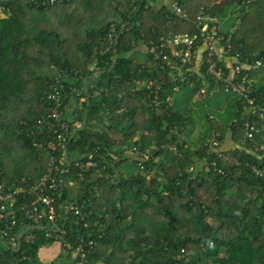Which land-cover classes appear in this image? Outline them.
<instances>
[{
    "label": "trees",
    "instance_id": "obj_1",
    "mask_svg": "<svg viewBox=\"0 0 264 264\" xmlns=\"http://www.w3.org/2000/svg\"><path fill=\"white\" fill-rule=\"evenodd\" d=\"M149 1L101 0L99 6L65 0L35 7L27 0H0V183L11 189L22 180L37 183L51 156L68 170L56 173L63 180L52 191L56 224L26 219L33 194L21 193L7 204L11 214L0 219V264H47L39 250L54 242L76 263L65 242L75 246L80 239L96 242L85 264H264V178L251 170L264 160L238 151L242 164L233 166L208 147L212 133L222 140L225 127L241 136L234 119L243 98H234L230 116L216 120L212 109L231 107L221 86L223 94L204 105L203 80L195 87L181 83L171 69L157 68L148 52L144 61L135 55L140 43L149 47L180 32L199 34L196 17L204 11L216 18L211 25L224 44L264 63V0H181L188 18L167 6L156 9L154 0L146 7ZM113 22L117 39L108 48ZM150 81L154 87L147 89ZM259 84L264 87V79L254 87ZM61 85L63 105L74 107L71 114L62 110L68 139L56 149L38 147L34 143L47 131L38 120L51 103L49 93ZM167 96L172 105L158 102ZM86 115L79 129L76 122ZM194 155L215 161L223 173L213 166L192 171ZM89 160L96 166L75 165ZM71 204L83 221L75 223L73 208L67 211ZM55 225L66 233L57 235ZM21 232L19 247H12L10 240Z\"/></svg>",
    "mask_w": 264,
    "mask_h": 264
},
{
    "label": "built area",
    "instance_id": "obj_2",
    "mask_svg": "<svg viewBox=\"0 0 264 264\" xmlns=\"http://www.w3.org/2000/svg\"><path fill=\"white\" fill-rule=\"evenodd\" d=\"M63 1L65 0H27L29 4L35 7L49 6ZM154 1L153 5H158V8L159 6L168 5L167 7L173 14L188 18L187 12L180 4L181 0ZM134 2L132 1V5ZM149 2L146 7L152 4L151 0ZM119 9L122 11L123 7L121 6ZM196 21L200 30L199 34L180 32L167 38L162 37L158 43L152 42L147 47V52L153 56L157 68L161 70L171 69L181 83L189 81L190 85L195 87L201 80L210 83L213 81L217 86H221L226 93L232 94L236 98H243V109L240 118L234 119V122L240 121L239 128L242 132L235 147L228 151L221 150L220 136L215 133L211 141V151L222 157L226 164L233 166L242 164L239 155L235 154L238 151L244 154L256 153L261 160H264V137L262 140L257 138L259 134L264 135V87H261L260 84L258 87H254V84L260 83L255 80L254 75L257 69H264L263 59L258 58L256 55L246 56L239 49L233 50L231 44H224L222 42L224 37L217 35L214 25H211L212 22L216 21V18L210 17L204 11L198 14ZM232 31L230 30V33ZM107 37L108 48H111L116 44L117 39L115 22L111 24ZM227 57L232 59L229 64L225 61ZM195 75L198 77L192 81ZM154 84L153 81H150L146 84V88H153ZM63 88L64 86L61 85L60 88H55L49 93L51 103L46 108L43 118L38 120L39 127L46 126L47 131L41 141L34 143L38 147L48 146L51 149H56L68 139L70 124L62 111L66 107L63 105L62 99L61 91ZM178 88V86H175L174 90H178ZM158 90L159 87H156L153 94L158 95ZM206 90V86L200 89L201 93H206ZM73 92L76 96H80L81 100H84L81 90L74 89ZM157 100L159 103H172L171 96H167L165 100L159 97ZM65 158L67 157L65 156ZM55 161L56 158L51 156L46 172L37 183L22 180L14 189L8 188L3 182L0 183V219L11 214L7 209V204L12 206L18 195L27 192L33 194L34 197L29 208L25 210L26 219L35 222L46 220L56 224L60 215L52 191L63 183V180L58 178L56 173L58 171L67 173L68 170L67 168L59 169ZM140 164L142 163L139 162ZM75 165L80 166L82 170H87L95 167L96 163L90 160L86 162L78 161ZM204 166L206 169L213 166L217 173H223V169L217 168L215 161L206 163L204 161ZM190 169L193 170V168ZM251 170L255 175L264 178V161L262 165H251ZM70 208H73V215L76 218L75 223L84 220L85 217L78 206L71 204ZM14 224L15 220L12 216L11 225ZM87 224L85 223L84 226H87ZM55 232L57 235L66 233L65 229L57 225H55ZM3 234L6 235L7 233L4 231ZM19 237L10 240L12 247L18 248L19 241L17 240ZM95 244L96 242L93 239L88 241L80 239L75 246L66 241L65 247L72 250L74 256L79 258L75 264H85L87 255ZM181 257L185 258L184 250H182Z\"/></svg>",
    "mask_w": 264,
    "mask_h": 264
},
{
    "label": "crops",
    "instance_id": "obj_3",
    "mask_svg": "<svg viewBox=\"0 0 264 264\" xmlns=\"http://www.w3.org/2000/svg\"><path fill=\"white\" fill-rule=\"evenodd\" d=\"M156 7V9H160L161 7L159 6L158 8V5H154ZM164 6V5H163ZM166 6V5H165ZM168 6V5H167ZM4 9L3 6H1L0 8V12L1 14H4L2 12V10ZM169 9V8H168ZM8 10L9 12V9H6ZM219 27L221 28H224L223 27V22L222 24L220 23ZM136 52H135V55L137 58L138 55H146L147 54V47L140 43L136 48H135ZM140 61H144V59H140ZM225 61L229 64L232 59H229L228 57L225 59ZM206 86L207 90H206V93L205 94V98L201 100V102H204V105H206L207 103V100L208 99H211V98H214L217 94L218 96L220 95L221 91H220V88L219 86H216L214 85L213 83H210L209 81L208 82H205V80L202 82L201 84V87H204ZM230 105L231 107H229L230 110H227V113H226V116H230L229 115V112H232L233 111V107H234V103H233V100L234 98H236L235 96H233L232 94H230ZM173 101L174 99L172 98V103L171 105L173 104ZM218 100H216L217 102ZM224 106V105H223ZM74 110V107L71 105V104H68L66 106V113L68 114H71ZM212 116V115H210ZM76 125L80 127L81 123L79 122H76ZM222 135V144H221V150L223 151H228L230 150L231 148L235 147L236 145V142H237V137H235V134L233 132V130L230 128V127H225V132L222 133L221 131H219ZM217 133V132H214L212 133L211 135V138L209 139L208 141V147H209V150H211V141L212 139L214 138V134ZM219 134V133H218ZM196 135L195 134H192V139L195 137ZM220 136V135H219ZM195 139V138H194ZM193 139V142H195ZM206 144V143H205ZM194 146V145H193ZM129 156H132L134 157V152H130L129 153ZM193 159L195 160V165L191 166L190 168H193L192 171H196V172H200L205 166H204V159H200L198 158L196 155L193 156ZM39 257L40 259L44 262V263H52V262H60V264H75L74 261L72 259H69L68 257H66V255L63 253V250H62V246L59 242H54L53 244L49 245V246H45V247H42L40 250H39Z\"/></svg>",
    "mask_w": 264,
    "mask_h": 264
},
{
    "label": "rangeland",
    "instance_id": "obj_4",
    "mask_svg": "<svg viewBox=\"0 0 264 264\" xmlns=\"http://www.w3.org/2000/svg\"><path fill=\"white\" fill-rule=\"evenodd\" d=\"M93 3H98L99 6H101L102 2L101 0H92ZM103 5V4H102ZM41 19L43 20L42 23L46 22L47 19L45 20L44 16L41 15ZM45 20V21H44ZM139 58L137 59H145V56L144 55H138ZM255 77V80L257 82H261L263 79H264V69H257L256 70V74L254 75ZM222 92L224 91H221V94H223ZM229 96H231L229 94ZM225 97H228V96H225ZM218 105H219V100H218ZM221 107H219V109H217V106L211 110V113H212V116L217 120V118H222L223 120V117L225 116V114L227 113V109H229V107L227 106V103L226 105L224 104L223 106V103H220ZM221 120V119H220ZM190 126V124H189Z\"/></svg>",
    "mask_w": 264,
    "mask_h": 264
},
{
    "label": "water",
    "instance_id": "obj_5",
    "mask_svg": "<svg viewBox=\"0 0 264 264\" xmlns=\"http://www.w3.org/2000/svg\"><path fill=\"white\" fill-rule=\"evenodd\" d=\"M115 58H117V56H115ZM86 120H87V115L85 116V119H84L83 123L80 125V128H79V129H82V128L84 127V125H85V123H86ZM76 132H77V130H75V131L73 132V136L75 135ZM70 207H71V205L68 207L67 211L70 209ZM23 233H24V232H21L19 236H21ZM19 245H20V243H19ZM18 247H19V246H18Z\"/></svg>",
    "mask_w": 264,
    "mask_h": 264
}]
</instances>
